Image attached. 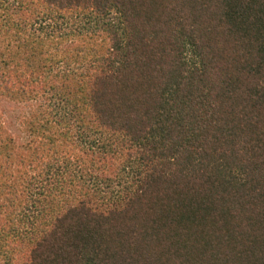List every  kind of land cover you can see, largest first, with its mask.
<instances>
[{
  "label": "trees",
  "instance_id": "trees-1",
  "mask_svg": "<svg viewBox=\"0 0 264 264\" xmlns=\"http://www.w3.org/2000/svg\"><path fill=\"white\" fill-rule=\"evenodd\" d=\"M40 28L81 40L47 60L66 150L35 143L19 210L0 182L17 262L264 264V0H0V94Z\"/></svg>",
  "mask_w": 264,
  "mask_h": 264
},
{
  "label": "rangeland",
  "instance_id": "rangeland-1",
  "mask_svg": "<svg viewBox=\"0 0 264 264\" xmlns=\"http://www.w3.org/2000/svg\"><path fill=\"white\" fill-rule=\"evenodd\" d=\"M44 13H46L45 10ZM44 19L45 18L39 17L35 22L29 21L27 26L31 28L30 31L34 30V28L39 25V22ZM33 32L34 34H39L42 38L40 43L36 46L38 53L35 54V57L32 56L31 59L25 60L24 65L19 63L20 66L18 65L16 67V71L13 74L18 80V83L14 89L12 88V92L20 89L21 94L16 95L12 93L16 96L14 98H10V95H3L5 93L4 91H2L3 94H0V133L5 132L10 136V142H5V144L0 147V182L1 184H4V182L6 184H11V188L15 189L13 194H17L16 197H18V202L16 203L18 205V210L25 206V203L22 201L20 203V200L23 194H26V189L31 187L30 184L26 185L27 179L30 173L35 170V167L39 165L36 152L39 153V157L41 156V160H44L45 155H50L46 154L49 149H45L44 145L41 149L39 146L35 148V143L43 139V143L45 140L46 145L48 141L42 137L52 135L56 138V148L66 150V142L60 141L58 134L51 133V131L57 130V126L55 125L56 121L46 112L49 108L52 109L54 106L48 97V87L52 85L51 79L53 76V69L47 68V64H49L47 61L49 59V54L62 50L65 46L67 47L70 44L78 46L77 44H79L81 40L79 36L74 38L72 41L73 43H68L69 40H66V42L59 41L57 38L53 42H50L48 40L51 37H49L47 34L48 32L43 31L42 28H40V30L36 29ZM92 36L93 37L86 40L88 44H92L91 41L94 36L95 42L100 41L97 34L93 33ZM75 41L77 43H74ZM46 43L50 44V48L45 46ZM59 56L60 55H57L56 58L60 59ZM71 60L74 59L72 58ZM53 62H55V60ZM12 65L13 64H10L9 66L11 67ZM61 65L62 63L55 64V66L58 67ZM7 77H11L9 68L6 65L4 67L0 65V82H4V79L6 80ZM69 83L70 82H68V87L65 89L67 93H69ZM55 89L61 95L67 96L64 91L56 87ZM56 108L58 111V105H56ZM29 120L32 126H30ZM73 154L78 153L74 152ZM32 167L33 169H31ZM21 190L22 194L20 195ZM8 222L6 221V217L1 214L0 234L1 232L5 234L6 243L2 240V242L0 241V248H3V246L5 247V252H2L0 249V264H7V262L11 260H13V262L10 264H21L18 263L17 260L20 258L23 260L26 257L29 243L24 237H21L20 234L19 236L14 235L8 228Z\"/></svg>",
  "mask_w": 264,
  "mask_h": 264
}]
</instances>
